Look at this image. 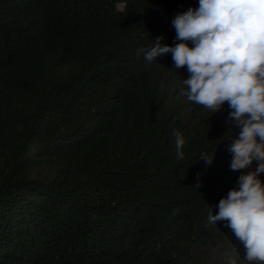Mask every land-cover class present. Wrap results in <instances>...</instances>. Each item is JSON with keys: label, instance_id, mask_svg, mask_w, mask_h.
Segmentation results:
<instances>
[{"label": "trees", "instance_id": "obj_1", "mask_svg": "<svg viewBox=\"0 0 264 264\" xmlns=\"http://www.w3.org/2000/svg\"><path fill=\"white\" fill-rule=\"evenodd\" d=\"M198 4L0 0V264H248L208 221L242 174L230 108L188 101L171 53L137 55Z\"/></svg>", "mask_w": 264, "mask_h": 264}, {"label": "clouds", "instance_id": "obj_2", "mask_svg": "<svg viewBox=\"0 0 264 264\" xmlns=\"http://www.w3.org/2000/svg\"><path fill=\"white\" fill-rule=\"evenodd\" d=\"M172 26L178 43L166 45L157 37L137 55L144 51L152 62L171 53L177 71L187 68L180 91L188 101L212 114L227 103L225 123L239 129L228 143L230 168L242 174L219 200L218 211L210 207L208 221L224 223L243 245L248 264H264V0H199L198 7L178 13ZM173 135L177 159H183L184 138ZM214 156L215 148L199 160L210 165Z\"/></svg>", "mask_w": 264, "mask_h": 264}, {"label": "rangeland", "instance_id": "obj_3", "mask_svg": "<svg viewBox=\"0 0 264 264\" xmlns=\"http://www.w3.org/2000/svg\"><path fill=\"white\" fill-rule=\"evenodd\" d=\"M117 6L120 7L121 6V3L117 4Z\"/></svg>", "mask_w": 264, "mask_h": 264}]
</instances>
